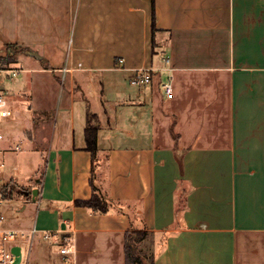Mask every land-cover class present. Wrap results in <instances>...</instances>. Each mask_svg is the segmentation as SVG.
Instances as JSON below:
<instances>
[{"label":"crops","instance_id":"0c3cea01","mask_svg":"<svg viewBox=\"0 0 264 264\" xmlns=\"http://www.w3.org/2000/svg\"><path fill=\"white\" fill-rule=\"evenodd\" d=\"M7 43L38 55L0 69L17 101L0 232L18 264H125L130 228L153 233L154 264H264V0H0V56ZM142 67L151 81L131 83ZM92 175L106 211L76 204Z\"/></svg>","mask_w":264,"mask_h":264},{"label":"trees","instance_id":"16d2710c","mask_svg":"<svg viewBox=\"0 0 264 264\" xmlns=\"http://www.w3.org/2000/svg\"><path fill=\"white\" fill-rule=\"evenodd\" d=\"M152 32L154 25L151 26ZM5 54L0 56V69H7L11 63L16 62L17 56L20 53H27L29 49L25 46L16 43L6 44ZM98 128L96 116L93 113L87 112V121L84 130L86 141V149L90 150L92 156L96 151V131ZM92 195L85 200H76V204L91 207L97 211H106L109 204L112 203L110 199L105 197L98 187L93 183V175L91 176ZM7 185V184H6ZM152 233V232H151ZM147 230L130 228L124 235V254L125 264H154L155 250L154 246L147 244ZM154 236L152 233L151 245L153 244Z\"/></svg>","mask_w":264,"mask_h":264},{"label":"built area","instance_id":"2783aa9c","mask_svg":"<svg viewBox=\"0 0 264 264\" xmlns=\"http://www.w3.org/2000/svg\"><path fill=\"white\" fill-rule=\"evenodd\" d=\"M121 61V59H118ZM166 61L168 59L166 58ZM66 68L63 67V71ZM16 70L12 71V74H15ZM152 79V72L147 67H142L137 69L132 78L130 79L131 83L134 84H143L148 83ZM163 88L167 97L172 94V85L170 81H166L163 84ZM10 114V110L8 108L7 100L0 94V117H6ZM1 138V135H0ZM16 235L14 231H2L0 232V264H10L13 261V254L10 248L6 247V242L13 238ZM50 234L48 232L44 233V237H49ZM60 253L64 255L65 261H69L70 258L68 254L71 252V238L70 234L65 231V233L60 235Z\"/></svg>","mask_w":264,"mask_h":264},{"label":"rangeland","instance_id":"374dc122","mask_svg":"<svg viewBox=\"0 0 264 264\" xmlns=\"http://www.w3.org/2000/svg\"><path fill=\"white\" fill-rule=\"evenodd\" d=\"M160 52V51H159ZM159 54V53H158ZM9 96L11 94H8ZM10 98V97H8ZM10 106H8L9 108L11 107L12 110H13V114H15V112H17V101L15 99H12L10 98ZM3 118H6V117H0V133L4 136H6V121L9 120L10 117H8L6 120H3ZM52 122V121H51ZM51 122L49 121L48 124H47V132H50L51 131ZM15 144H19L21 147L23 146V143L21 142V144L18 142V140L15 142ZM23 167V166H22ZM1 173H5V170L2 172H0V175ZM14 183L10 182L8 183L7 185H4L2 187H0V194L1 196H5L8 192H10L12 189H14V186H13ZM22 197V195L20 193H18L17 191L13 190V197L11 199L12 202H15V201H18L20 200ZM3 200V199H1ZM3 202V201H2ZM147 244L150 245L151 247L154 246V241H153V244L151 245V240H152V233L150 231H147Z\"/></svg>","mask_w":264,"mask_h":264},{"label":"water","instance_id":"95a60500","mask_svg":"<svg viewBox=\"0 0 264 264\" xmlns=\"http://www.w3.org/2000/svg\"><path fill=\"white\" fill-rule=\"evenodd\" d=\"M28 53L30 55L36 56L38 57V55L36 54V52L34 51H28ZM40 177H41V171H38V173L34 176H31L30 178H28V182L35 184L36 186L33 187L30 191L27 190H23L22 193L24 195H29L30 199L32 201L36 200L37 194H38V187L37 185L40 183ZM11 252L13 254V261L12 264H18V262L21 259V251H20V247L18 245H14L11 247Z\"/></svg>","mask_w":264,"mask_h":264}]
</instances>
